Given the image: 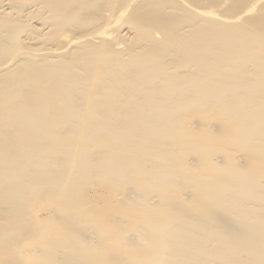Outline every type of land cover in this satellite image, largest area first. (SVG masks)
Here are the masks:
<instances>
[{"label":"bare ground","instance_id":"obj_1","mask_svg":"<svg viewBox=\"0 0 264 264\" xmlns=\"http://www.w3.org/2000/svg\"><path fill=\"white\" fill-rule=\"evenodd\" d=\"M0 264H264V0H0Z\"/></svg>","mask_w":264,"mask_h":264}]
</instances>
